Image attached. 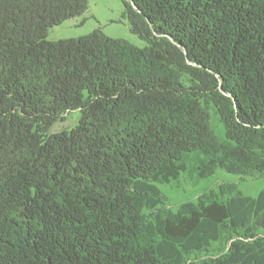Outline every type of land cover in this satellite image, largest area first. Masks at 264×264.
<instances>
[{"label":"trees","instance_id":"16d2710c","mask_svg":"<svg viewBox=\"0 0 264 264\" xmlns=\"http://www.w3.org/2000/svg\"><path fill=\"white\" fill-rule=\"evenodd\" d=\"M122 1L146 46L49 40L87 0H0V264H264V189L174 211L158 187L196 151L199 177L264 174V0Z\"/></svg>","mask_w":264,"mask_h":264},{"label":"rangeland","instance_id":"374dc122","mask_svg":"<svg viewBox=\"0 0 264 264\" xmlns=\"http://www.w3.org/2000/svg\"><path fill=\"white\" fill-rule=\"evenodd\" d=\"M88 8L79 17L68 19L48 29L49 40L70 39L85 36L96 29L104 34L129 41L130 43L144 47L146 41L141 39L130 29L129 20L122 0H87ZM80 117L79 111H70L63 118L56 120L48 129V133L68 130L74 127ZM212 127L218 137L223 136V125L219 123L218 116L212 113ZM183 160L186 169L170 182L159 183L164 201L162 207L177 210L184 201H195L204 193L217 191L219 184L234 183L241 194L256 197L260 190L264 189V174L253 178H240L239 175L217 168L208 177H199L198 169L204 161L200 151L185 154ZM227 196H222L225 198ZM260 235L264 233L258 231ZM229 242L213 243L210 251L198 255V260L210 255L224 253Z\"/></svg>","mask_w":264,"mask_h":264}]
</instances>
